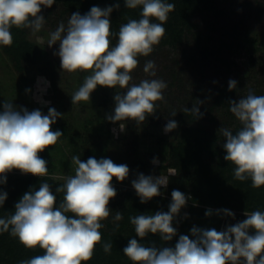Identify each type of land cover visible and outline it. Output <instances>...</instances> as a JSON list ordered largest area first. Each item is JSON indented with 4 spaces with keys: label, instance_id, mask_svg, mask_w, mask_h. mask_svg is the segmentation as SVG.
<instances>
[{
    "label": "clouds",
    "instance_id": "1",
    "mask_svg": "<svg viewBox=\"0 0 264 264\" xmlns=\"http://www.w3.org/2000/svg\"><path fill=\"white\" fill-rule=\"evenodd\" d=\"M56 0H0V45L11 46V28H30L34 33L42 29L45 17L42 7L51 8ZM125 7H141L139 19H129L120 25L115 33L117 42L112 45L110 15L114 6L100 8L93 6L81 15H70L67 26L61 22L50 33L47 45L59 43L56 55L60 58L63 71L90 73L83 84L71 96L72 104L88 102L97 86L126 89L113 97L115 107L106 115L110 122L131 120L138 126L150 115H155L157 102L164 100L165 81L144 79L132 83L131 73L138 67V57H147L154 51L166 33L164 23L168 14L175 10L173 3L166 0H124ZM158 21V22H153ZM155 62L146 61L143 71L155 76ZM237 81H228L229 91ZM198 100L192 109L185 108L197 119L202 118ZM230 111L241 127L233 134L228 128L219 129L225 137L222 145L223 159L234 165V178L239 181L251 179L253 188L264 186V95L249 91L238 101L228 102ZM0 111V185L7 183V174L18 170L22 174L44 177L48 174V161L39 153L56 145L63 133L51 130V126L64 114L49 108L48 114L40 110H19L12 102H4ZM176 115V112L171 114ZM178 127L175 120H169L165 133ZM125 125L120 123V129ZM75 174L64 177V183L56 187V193H63L57 206V196L49 183H41L38 190L25 192L15 204V210L8 218H0V232H10L27 249L39 248L43 255L20 261V264H86L101 243L102 221L111 215L110 201L117 192L112 184L129 176L126 164H116L111 159L89 157L82 161L72 156ZM152 163H158L153 158ZM132 187L141 203L161 195V186L166 187L168 178L138 174L132 180ZM172 201L168 211H157L152 215L139 214L130 218L135 226L136 236L128 240L123 248L124 255L132 264H264V212H244L246 219L228 225L224 230L204 229L193 226L189 235H179L174 247L144 245L140 241L149 234L159 235L163 242H170L177 236L173 222L188 199L179 190L171 193ZM7 200V193L0 191V207ZM71 213V215H68ZM213 211L208 209L206 217ZM216 215L235 218L229 209H218ZM187 218V214L185 216ZM114 221L123 219L120 211L115 212ZM111 243H105L103 250L110 253Z\"/></svg>",
    "mask_w": 264,
    "mask_h": 264
},
{
    "label": "rangeland",
    "instance_id": "2",
    "mask_svg": "<svg viewBox=\"0 0 264 264\" xmlns=\"http://www.w3.org/2000/svg\"><path fill=\"white\" fill-rule=\"evenodd\" d=\"M71 1L56 0L51 8L42 7L41 15L45 17V23L40 31L34 33L30 28L19 29L14 26L16 31L11 33V46L0 45V111H3L2 105L7 101L12 102L18 110L38 109L47 115L49 108H55L57 112L64 114L51 126V130L63 133L58 143L39 153L41 158L48 161V174L36 177L13 170L7 174V180L11 176L16 179H32L38 187L44 182L49 183L51 187L53 184L61 186L64 177L75 174L72 156H79L82 161L95 157L108 158L116 164H126L130 170L129 176L122 183L113 178L112 184L117 195L110 201L109 208L112 213L102 221L104 226L100 229L103 232L102 238L106 239L105 243H111L112 246L120 243L119 248L122 250L131 239L129 232L132 230L136 235L130 218L139 214L152 215L157 211H168L173 190H179L186 197H191L173 222L174 227L185 228L183 235H189L190 238V229L193 226L222 231L228 225L246 219L244 212H252L248 206L235 203L233 206L236 207L226 206L225 201L220 200V195L211 199V194L209 198L207 191H211L210 188L204 189V184L195 180L194 170L189 166L173 167L171 154L172 149L183 142L182 121L187 119V113H190L185 112V108L191 110L193 105L198 104V100L202 101L203 103L198 105L203 113L202 118L197 119L196 115L192 118L196 124L220 138L222 132L219 129L228 128L236 132L241 127L230 111V100L238 101L249 91L264 95V12L261 14L259 10L260 4L264 5V0H221V8L229 12L228 18L214 20L209 13H202L195 15L190 22L182 20V16L187 12V5L181 4L180 0H166L175 5V10L168 14L164 23L168 41L161 42V39L149 56L138 57L139 65L131 75L132 83H139L144 79H160L166 82L167 88L163 93L164 100L157 102L155 115L148 116L139 126L131 120L113 123L106 119V115L113 113L114 95L123 93L126 89L97 86L91 93L90 101L72 104L71 96L90 73L63 71L60 58L55 54L59 50V43L51 47L47 45L50 33L55 31L61 22L67 26L72 13L79 12L82 15L81 5H73ZM122 8L110 15L111 31L114 33L113 46L117 42L115 33H118L120 25L127 23L129 19L141 18V7ZM192 24L196 25V29H192ZM197 33H201L203 38H212L211 47L219 49L215 53L216 58L208 63L203 64L192 59L195 57L194 39ZM21 43L34 47V59L20 58L15 49ZM10 47L13 49L11 54L7 53ZM148 60L155 62L154 77L143 71ZM230 79L237 81L236 88L231 91L228 89ZM173 112H176L175 116L171 115ZM169 120H175L178 127L165 133L164 127ZM120 123L125 125L123 130L120 129ZM187 140L190 138L187 137ZM224 140L219 139L218 144L223 145ZM191 142L195 140L191 139ZM187 151L185 156L189 160L195 156L197 159L209 161L212 165L216 162L214 156L205 152L196 156L190 149L187 148ZM153 158L158 159L155 165L152 163ZM226 168L228 170L229 166H226L225 170ZM230 169L234 170V166ZM220 172L216 178L232 192L224 193L225 199L232 195L233 200L248 204L257 197L258 194L254 193V190L247 191V188H244L240 191L236 184L233 186V182L228 180L231 174L224 175ZM141 173L145 176L168 178L167 186H161V195L147 203L140 202L131 183ZM43 180L44 182H40ZM198 191H201V195L196 196ZM54 195L57 196L59 206L64 194ZM261 196L264 200L263 194ZM208 209L213 211L211 217L205 216ZM218 209L231 210L235 218L216 215ZM117 211L123 215L120 221L113 219ZM120 225L123 227L116 232ZM135 235L134 238L139 239ZM140 242L146 246L152 243L158 247L175 246L174 241L163 242L158 234H149ZM124 260L126 264H132L129 259Z\"/></svg>",
    "mask_w": 264,
    "mask_h": 264
},
{
    "label": "trees",
    "instance_id": "3",
    "mask_svg": "<svg viewBox=\"0 0 264 264\" xmlns=\"http://www.w3.org/2000/svg\"><path fill=\"white\" fill-rule=\"evenodd\" d=\"M71 2L73 5H81L80 11L82 15L86 14L94 5L100 8H106L117 4L115 2H112V0H99L98 2H96L95 0H72ZM66 3L68 4V2ZM118 3L120 5L119 8H126L125 5H123L124 2ZM180 3L187 5V12L182 16V20H186L189 22L193 21L195 15L202 13H209L214 17V20L229 17V12H227L225 8H221V0H180ZM259 10L261 14H263L264 5L260 4ZM117 11L118 9L114 8L111 14H114ZM191 27L192 29H196L195 24H192ZM14 30L16 31L13 26L10 30L11 33H13ZM166 37L169 38L165 34L161 42L168 41ZM211 41L212 38H203L201 33L195 34V48L193 53L195 57H192V59L200 61L204 64L208 63L211 59L216 58L215 53L218 52L219 49L212 48ZM12 50L13 49L10 47L7 50V53L11 54ZM15 50H17V54L21 56L20 58L23 57L24 59H34L35 57V49L28 43H21V45H19ZM190 113H187L188 118L182 121L183 142L176 148L172 149L171 159L173 167L189 166L190 168H192L194 170V176L196 177L195 180L199 184L203 183L204 189L210 188L211 191L207 192L209 198L212 194L211 199L217 198V196L220 195V200L225 201L226 206L232 207L235 203L241 206H248L250 208L249 210L251 211L259 210L264 212V200H262L263 197L261 196V194H263L264 196V186H261L260 188H253L250 178L243 182L236 180L234 178V170L230 169L231 166L234 165H232L230 162H226L223 159L226 153L222 145L218 144V140L225 139V137L222 135L219 138L212 132L208 131L206 128L200 126L199 124H196V122L192 118L194 117V114ZM236 132H233V134H235ZM187 137H189L190 140H187ZM191 139L195 140L196 143L191 142ZM187 148L190 149L191 153L196 156L198 154L202 155L203 152L207 153L208 155H212L214 156V158H216V162L214 163V165H212L209 161L207 162L202 159H197V157L195 156L189 160L185 156L188 154ZM211 158L213 159V157ZM226 166H229L228 170L227 168L225 170ZM219 172L224 175L225 173L231 174V178H228V180L233 182V186H235L236 184V186H238L237 188L240 191H242L244 188H247V191L254 190V193L258 194L257 197L255 199H252L248 204H241L243 203L241 200H233L234 198H232V195L230 196V198L225 199V196L223 194H232V192L230 191L231 189H228V187L222 185V182L216 178L218 175H220ZM40 182H44V180ZM58 186L59 185H52L51 188L53 194H56L55 190ZM38 188L39 187L37 186V183H35V181H33L32 179H16L10 176L6 184L0 185V191L7 193V200L5 201L3 207H0V218H8L10 215H12L15 210V204L19 201L23 194L30 191L31 189L38 190ZM195 194L196 196H199L201 195V191H198ZM68 215H71V213H69ZM122 227L123 225H120L116 232H118ZM184 232L185 228L178 227L177 236H175L172 241L176 243L179 235H183ZM102 233L103 232H101V234ZM129 234L130 238H134V231L131 230ZM105 241L106 239L102 238L101 243L96 245L95 253L92 259L86 262V264H126V260H124V258L127 257L124 255L122 248H119L120 243L113 245L110 253H105L103 250ZM36 255H43V250L39 248L27 249L19 242L18 238L11 236L10 232H0V264H20V261L30 259Z\"/></svg>",
    "mask_w": 264,
    "mask_h": 264
}]
</instances>
